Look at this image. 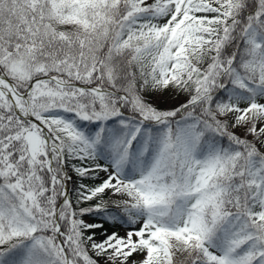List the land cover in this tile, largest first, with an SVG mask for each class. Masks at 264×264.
<instances>
[{
    "label": "snow or ice",
    "instance_id": "1",
    "mask_svg": "<svg viewBox=\"0 0 264 264\" xmlns=\"http://www.w3.org/2000/svg\"><path fill=\"white\" fill-rule=\"evenodd\" d=\"M0 264H264V0H0Z\"/></svg>",
    "mask_w": 264,
    "mask_h": 264
}]
</instances>
